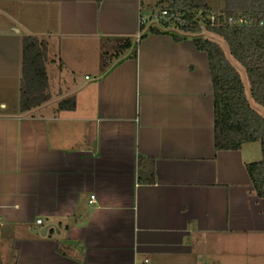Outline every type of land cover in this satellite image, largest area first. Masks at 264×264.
<instances>
[{
    "label": "crops",
    "instance_id": "obj_1",
    "mask_svg": "<svg viewBox=\"0 0 264 264\" xmlns=\"http://www.w3.org/2000/svg\"><path fill=\"white\" fill-rule=\"evenodd\" d=\"M141 8L149 10L142 0H0L2 264L11 251L15 264H224L244 239L262 240L254 246L264 257V201L246 171L260 146L215 150L196 34L150 31L137 42ZM26 35L49 48L57 37L61 65L47 67L49 102L21 113ZM115 38L131 47L99 73L100 40ZM68 66L73 77L63 75ZM139 157L152 161V183L138 181ZM257 252L244 250L237 264H258Z\"/></svg>",
    "mask_w": 264,
    "mask_h": 264
},
{
    "label": "trees",
    "instance_id": "obj_2",
    "mask_svg": "<svg viewBox=\"0 0 264 264\" xmlns=\"http://www.w3.org/2000/svg\"><path fill=\"white\" fill-rule=\"evenodd\" d=\"M100 0H97L99 2ZM170 13L181 14L190 20L193 15L209 9L204 0H161ZM224 17L243 16L253 21L264 20V0H223ZM162 5V4H160ZM218 27L208 33L220 37L227 45L228 54L244 71L250 98L264 110V28L250 26L239 28L219 21ZM188 32V29H185ZM192 33L199 32L190 29ZM151 33L159 34L152 29ZM175 40L178 39L174 36ZM197 51L207 57L213 91V140L216 151L239 150L243 144L258 143L261 159L246 165L251 188L257 198L264 201V117L249 103L245 87L236 67L216 42L194 38ZM99 73L112 61L123 56L131 47L129 38L100 40ZM50 48L46 38L26 35L21 41V79L19 87V112L38 108L51 99L49 77ZM138 181L152 183L151 160L138 158ZM0 264L1 261H0Z\"/></svg>",
    "mask_w": 264,
    "mask_h": 264
},
{
    "label": "built area",
    "instance_id": "obj_3",
    "mask_svg": "<svg viewBox=\"0 0 264 264\" xmlns=\"http://www.w3.org/2000/svg\"><path fill=\"white\" fill-rule=\"evenodd\" d=\"M219 21L226 22L228 25L239 28H248L256 26L264 28V20L253 21L252 18L243 16H228L224 17L222 12L214 11L212 9H205L196 12L190 20L185 19L181 14L170 13L167 9H140L138 13V31L136 34V41L150 32L152 29L159 32H175L178 34H199L208 32L209 29L218 27ZM197 29L199 32L192 33L190 29ZM185 29H188L186 32ZM93 197H91L92 199ZM36 223L41 224V220ZM148 260H144L146 264Z\"/></svg>",
    "mask_w": 264,
    "mask_h": 264
},
{
    "label": "rangeland",
    "instance_id": "obj_4",
    "mask_svg": "<svg viewBox=\"0 0 264 264\" xmlns=\"http://www.w3.org/2000/svg\"><path fill=\"white\" fill-rule=\"evenodd\" d=\"M161 0H142V5L143 6H148L149 9H154V10H159V8L161 7H164V2H159ZM205 4L209 7V9H212V10H218V9H221L223 8V5H224V2L223 0H204ZM162 4V5H160ZM146 8V7H144ZM191 37H197V38H203V39H209V40H212L214 42H216L218 45L221 46V48L223 49V51L226 53V56L228 58V60L236 67L237 71L239 72L240 74V77H241V80L244 84V87H245V94L247 96V99L249 101V103L254 107V109L261 115L264 117V110L255 105L253 103V101L251 100L250 98V94H249V87H248V83H247V80H246V77H245V74H244V71L243 69L235 62L233 61V59L230 57V55L228 54V48H227V45L224 43V41L216 36V35H213L211 33H208V32H202V33H199V34H196V35H193ZM50 42V54H49V67L51 69H56V67H58L59 63L61 65V60H60V57L58 56L57 54V46H58V39L57 37H52V39L49 40ZM65 43V47L67 45L70 46V48L72 47V44L74 43L72 40H64L63 41ZM66 51V50H65ZM72 53V51H70ZM67 58V61L69 63V66L74 69V65H73V59H69L68 56H66ZM68 66V68H65L64 69V76L69 78V77H73V73L70 72V67ZM84 72H88V71H84ZM89 73V72H88ZM87 73V74H88ZM228 241V240H227ZM260 242H262V240H259V241H254V240H251V239H244L243 242H242V245H243V249H239V250H230V249H226L224 251V264H237L240 263V258H239V254H243L244 256V250L246 251V253L250 254L255 247H257L258 249V252L256 253L257 256L255 258H257V260L259 259L258 261V264H264V257L261 258V255L263 254V252H261V250L259 249L258 246H254V245H257L259 244ZM229 243V242H226V244ZM12 249H10L11 251ZM243 250V251H241ZM15 252V253H14ZM255 254V253H253ZM240 255V257L242 258V256ZM14 256V258L10 259V258H7L5 260V264H15V261H16V251H11L10 252V257ZM254 261L256 260H253V261H250L249 264H256Z\"/></svg>",
    "mask_w": 264,
    "mask_h": 264
},
{
    "label": "water",
    "instance_id": "obj_5",
    "mask_svg": "<svg viewBox=\"0 0 264 264\" xmlns=\"http://www.w3.org/2000/svg\"><path fill=\"white\" fill-rule=\"evenodd\" d=\"M44 232H45V231H44ZM44 232H43V233H44Z\"/></svg>",
    "mask_w": 264,
    "mask_h": 264
}]
</instances>
